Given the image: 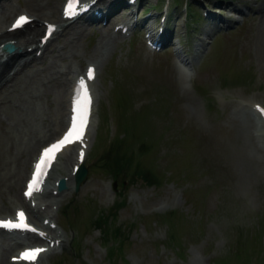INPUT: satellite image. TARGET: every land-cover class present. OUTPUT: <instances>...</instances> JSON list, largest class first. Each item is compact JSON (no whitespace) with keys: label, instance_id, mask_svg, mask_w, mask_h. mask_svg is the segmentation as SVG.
<instances>
[{"label":"rangeland","instance_id":"obj_1","mask_svg":"<svg viewBox=\"0 0 264 264\" xmlns=\"http://www.w3.org/2000/svg\"><path fill=\"white\" fill-rule=\"evenodd\" d=\"M20 1L31 9L37 1L51 4L52 0ZM56 1L61 6L63 0ZM181 2H188L189 10L182 6L173 12ZM140 6H144L143 18L153 14L149 19L158 24L165 15L168 34L171 31L185 41L184 53L194 58L193 75L200 86L213 90L216 106L212 110L213 104L203 98L199 87L186 83V72H179L173 52L166 50L168 45L154 52L146 46L144 35L116 39V47L100 68L97 81L98 114L87 162L89 175L78 190L73 184L62 196L57 215L68 233L63 250L73 254L66 259L67 264H109L103 230L129 242L127 255L117 256L114 264H190L177 243H164L169 224L157 215L170 209L186 214L188 224L183 230L189 234L182 240L184 245L190 243L186 252L197 251L208 262V258L231 256V247L243 239L240 235L264 216V150L245 136L242 116L247 115L243 101L248 96L264 101V0H143ZM191 8L199 16L203 12L199 22L195 21L198 17L188 20ZM88 19L61 34L30 68L44 78L48 74L43 68L53 58L55 71L79 62L84 66L96 48L99 50L97 45L105 31H111V27L101 28V23ZM137 65L144 66L150 80ZM249 70L254 79L241 83L237 75ZM225 80L230 85L225 86ZM5 91L9 101L19 99L18 89L10 87ZM65 94L68 102L67 87ZM54 97V90L44 93L36 105L42 104L43 112L50 111L55 106ZM42 111L29 121L31 128L46 123ZM65 121L44 140L59 134ZM18 128L26 131L28 127ZM101 136L107 141L106 146L100 147ZM128 139L135 151L124 148L123 140ZM45 141L36 146L34 153ZM95 148L100 149L96 157L92 156ZM141 148L145 151L139 159L147 164V169L162 174L163 180L161 175L156 178L150 172L147 173L152 181L133 175L127 161L120 158L127 153L133 160ZM17 150L11 156H17ZM107 157L124 162L126 171L116 178V185L101 170ZM29 166L28 163L24 169L27 170L20 181V193ZM12 186L4 185L0 190L4 194L1 203L5 204L0 206V214L12 212L13 204L7 197L14 193L13 189L18 190L17 184ZM91 204L105 209L102 219L95 221L102 231L91 224ZM63 208L66 217L62 215ZM107 218L109 228L103 229ZM12 253L13 250L8 253L7 264ZM62 253L55 252L49 263L58 264ZM250 263L264 264V257L253 258ZM229 264L239 262L231 258Z\"/></svg>","mask_w":264,"mask_h":264},{"label":"bare ground","instance_id":"obj_2","mask_svg":"<svg viewBox=\"0 0 264 264\" xmlns=\"http://www.w3.org/2000/svg\"><path fill=\"white\" fill-rule=\"evenodd\" d=\"M109 1L111 0H98L94 6ZM20 6L21 4L11 3L0 8V18L3 16L2 19H0V29L4 27V20L12 15L14 11L18 10ZM32 6L36 11V13H34V16L36 17V25L34 28L6 32L0 36V43L7 39H15L18 47L15 54L8 55L7 59H5L3 55H0V94L4 93L1 98L2 102L0 104V111H6V113H2L5 115V119L0 116V190L3 189L4 185H10L11 187L12 185L14 186L20 183V180L24 175L25 166L28 165V159L32 157L30 155L33 154L34 150L37 148L36 146L46 137H49L48 134L55 131V129L59 127L58 125L63 122L66 115L67 105H69L65 98V91L66 87L68 88V85H70L69 83L73 82L72 77L69 79L68 73L65 75L64 72L54 70V58L43 68L48 74L44 78L38 75V70L30 68L34 61L36 62L42 57L37 54V51L42 48L46 49L50 44L49 41L42 47L39 45L41 43V38L38 39V33L41 30L40 21H42L46 15L58 17L55 15V11L59 9L58 1L52 0L50 5L43 4L42 1H37L32 4ZM237 7L238 9H241L240 6L236 5V8ZM261 8L262 4H260L258 9L261 10ZM67 26H71L72 29L75 28L72 22ZM117 30L118 31L106 35L112 40V45L109 44V49L111 50L114 47L115 40L119 38L118 32L121 34L123 32L120 29ZM109 38L104 37L102 40L106 44L105 41ZM103 41H100L97 46L102 45ZM91 56L97 58V60L104 57L98 48H96V52L91 54ZM136 68L141 70V73L146 79L150 80L146 71L143 70L145 69L144 66L137 65ZM11 70H14V73H12ZM73 72H75V69H73ZM18 76H21L20 79H16ZM10 87L18 89L20 93L16 96L19 99H13V101L8 104L9 95L7 96L5 90ZM51 90L55 91V106L52 107V110L43 112V105L39 104V106H37L36 103L38 100L42 99L44 93L51 92ZM40 111H42V118H45L46 123H43L42 127L33 129L29 126V121ZM19 125L28 128L26 131L24 129L19 130ZM47 127L48 129L42 132ZM29 135L32 139H30ZM18 147L22 150L19 157L11 158L14 149ZM72 148L74 149V147ZM72 148L69 147L67 151ZM74 151L76 153V150ZM12 159L15 160V163L12 162ZM0 194H2L1 191ZM20 199L22 200V196L17 190L16 192L14 190L11 200H13V203L16 202L15 204H18V200ZM37 212H40V209H38ZM56 232L57 231H55V233ZM57 237H64V235L59 233ZM12 244V242L10 245L7 243L8 248H11L13 246ZM48 253H45V255ZM6 256L7 254H5V252L0 255V264H3L6 261Z\"/></svg>","mask_w":264,"mask_h":264},{"label":"snow or ice","instance_id":"obj_3","mask_svg":"<svg viewBox=\"0 0 264 264\" xmlns=\"http://www.w3.org/2000/svg\"><path fill=\"white\" fill-rule=\"evenodd\" d=\"M79 0H69V8L74 5L78 6ZM27 19L26 16H20L16 23L19 24L22 21ZM91 73V70H90ZM80 86L83 90V97H77V116L74 121L72 127L68 130L66 135L52 145L46 147L43 150V155L40 158V161L37 163V168H41L42 164H48L52 159L55 158V153L66 143L69 142L70 139H79L83 135V129L85 124L87 123V112H88V104L90 102V95L88 93V89L86 83L83 79L80 81ZM259 107V106H257ZM264 111V109H261ZM82 155V153H81ZM42 170V168H41ZM36 182V177L33 178V181H30L29 188L27 193L30 194L34 190V184ZM19 219L17 221L13 220H0V225L10 226V227H21V228H31L32 226L26 222V217L22 210L17 213ZM40 248H28L25 249L18 259H26V260H35L36 255L41 251Z\"/></svg>","mask_w":264,"mask_h":264},{"label":"water","instance_id":"obj_4","mask_svg":"<svg viewBox=\"0 0 264 264\" xmlns=\"http://www.w3.org/2000/svg\"><path fill=\"white\" fill-rule=\"evenodd\" d=\"M86 168H84L80 173V182L83 181L86 178Z\"/></svg>","mask_w":264,"mask_h":264},{"label":"trees","instance_id":"obj_5","mask_svg":"<svg viewBox=\"0 0 264 264\" xmlns=\"http://www.w3.org/2000/svg\"><path fill=\"white\" fill-rule=\"evenodd\" d=\"M195 17H199V15H197V14L195 13L194 18H195ZM198 19H199V18H196V20H198ZM196 20H195V21H196ZM260 238H261V237H260ZM258 244H259V245H263V244H262V240L258 241ZM261 250L263 251V249H261ZM261 250H259V251L262 252ZM259 254H260V253H259Z\"/></svg>","mask_w":264,"mask_h":264}]
</instances>
